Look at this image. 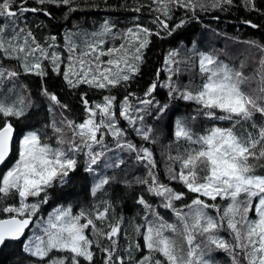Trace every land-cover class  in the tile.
Instances as JSON below:
<instances>
[{"label":"snow or ice","instance_id":"obj_1","mask_svg":"<svg viewBox=\"0 0 264 264\" xmlns=\"http://www.w3.org/2000/svg\"><path fill=\"white\" fill-rule=\"evenodd\" d=\"M36 3L64 6L69 14L79 10L76 0ZM27 4L28 0H0V18L10 21V25L0 24V54L17 61L24 74L43 80L51 71L62 76L70 88L87 85L109 94L94 102L88 99L87 92L82 93L86 114L82 122L65 117L46 126L55 136L54 144L52 137L41 130L29 131L20 140L18 158L0 176V246L21 241L29 226L35 224L38 231H33L24 244V252L36 258L34 264H96V249L105 253L102 264H215L212 253L218 251L228 255L230 264H264V175L255 172L258 165L264 167L260 164L264 161V45L245 42L260 56L254 77L225 64L216 54L197 51L195 45L183 57L180 50H171L165 61L166 81L160 84L157 72V80L146 89L144 98L136 97V105L130 101L135 93H128L118 103L112 90L126 89L139 75L151 37H159L160 32L141 25L115 32L114 25L105 22L99 32L85 35L79 42L66 36L65 57L57 50L55 37L49 38L50 43L41 44L30 30L19 28L17 19L26 12L51 16L45 8ZM153 4L155 7L149 6V10L158 13L153 23L171 35L188 22L181 20L170 27L168 21L177 9L198 19V11L226 10V6H234V0H153ZM242 6L260 11L256 0H242ZM143 7L131 11L139 13ZM116 40L120 41L118 45ZM193 66L198 69L201 82L181 84L182 71ZM243 67L241 62L240 68ZM20 74L0 66V165H5L12 152L13 120L26 118L31 108L23 89L18 90ZM253 82L255 88L251 87ZM158 87L168 89L169 103L155 100L153 94ZM42 94L52 104L67 109L68 105L61 104L46 87ZM176 99L196 106L192 115L176 121L175 154L171 150L167 154L169 179L181 183L186 191L161 183L152 150L127 141L126 131L120 127L125 121L143 141L155 144L156 130L146 117L157 122L164 120L170 102ZM257 114L259 122L255 119ZM201 118L228 121L231 126L213 125L201 134L192 127ZM107 136L115 139L117 148L135 153L137 161L145 164L151 183H138L148 184V192L161 197L162 206L175 216L173 222L165 220L143 196L139 197L137 202L146 215L142 224L133 225V233L142 238L143 245L139 240H130L124 249L127 258L117 254L122 218L110 216L113 205L107 200L101 199L76 213L69 206L56 208L46 219L38 215L42 205L48 203L49 189L70 182L81 155L86 157L84 170L98 176L91 195L106 193L113 177L98 175L97 167L115 169L125 163L122 158L112 160L106 156ZM188 194L195 195L177 207L176 202L185 201ZM254 203L255 218H250ZM101 238L109 242L107 246L102 245ZM145 250L146 254L139 258L134 255Z\"/></svg>","mask_w":264,"mask_h":264},{"label":"trees","instance_id":"obj_2","mask_svg":"<svg viewBox=\"0 0 264 264\" xmlns=\"http://www.w3.org/2000/svg\"><path fill=\"white\" fill-rule=\"evenodd\" d=\"M76 4L79 5V10L69 14L67 7H57L52 4L39 5L36 0H28L27 7H43L51 13V16L45 15L43 12H26L18 17L17 25L19 28L30 30L41 44L50 43L49 38L55 37L57 50L61 51L65 57L68 54L65 47L66 36H71L73 40L79 42L85 35L99 32L105 22L114 25L113 31L115 32L126 31L135 25L147 27L153 32H160L159 37L155 35L151 37V43L144 52V63L140 67L139 75L129 82L126 89L112 90L111 94L117 97L118 103L128 93H135V97H130V101L136 105V97L144 98L146 89L157 80V72H159V82L163 84L168 77L165 61L169 52L174 49L180 50L183 57L190 53L195 45L197 51L218 55L221 61L230 67L243 71L245 76L254 77L259 67V53L245 42L254 41L256 44L264 45V0H256V7L260 10L259 12L246 10L242 6V0H234V6H226V10L198 11V19H191L190 13L186 15L183 10L177 9L172 15V19L168 21L170 27H174L181 20L186 19L188 22L182 28L176 29L171 35H168L157 23H153L158 15V13L149 10V6L155 7L153 0H106V2L105 0H76ZM140 5L144 6L141 12L131 11L132 8ZM161 19L164 18L161 17ZM245 21H250L251 24L258 25V27L253 28L251 24H247ZM0 24L10 25V21L0 18ZM115 43L118 45L120 41L116 40ZM0 62H2L0 66L4 68L21 72L17 81L18 90L22 88L31 103L26 118L13 120V125L16 128V140L10 160L0 170V176H2L18 158L19 142L27 132L44 131L52 137L51 142L54 144L55 136L51 128L46 127L47 125H50L53 120L59 123L65 117L76 123L82 122L86 118L84 106L81 103L82 93L87 92L88 99L94 102L101 101L103 95L109 93L106 90L89 89L87 85H81L76 89L70 88L62 76L51 71L43 80L35 75L24 74L17 61L3 57L2 54H0ZM241 62L244 63L242 69L240 68ZM190 81L193 84L200 83L198 69L195 66L185 67L179 76L181 84L187 85ZM256 86L255 82L251 84L253 88ZM43 87H46L49 92L55 93L61 104L68 105L67 109L52 104L42 94ZM153 95L156 101L169 103L167 88L158 87ZM195 107L194 104L176 99L170 102L169 113L164 120L157 122L151 117H146V122L152 124L156 130L155 144L143 141L129 127L127 122L121 121L120 124V127L126 131L125 139L127 141L132 142L138 148L148 147L152 150L156 160L155 172L158 180L176 191L186 190L178 181L169 179L166 167L169 163L167 154L170 150L173 155L175 154L173 132L176 121L188 118L193 114ZM255 119L260 121L259 114ZM213 125L225 128L231 126L228 121H211L201 118L195 121L192 127L202 134L205 129ZM105 143L107 144L105 152L108 158L112 160L122 158L125 161L124 164L115 169H106L102 165L97 167L98 175L107 174L113 177L112 182L106 186V193H97L96 197L91 195V188L98 176L94 177L93 174L84 170L86 157L81 155L76 172L70 174V182L49 189L48 203L42 205L38 215L46 219L56 208L69 206L76 213L82 208H91L98 204L101 199L107 200L113 205V212L110 216L122 218L119 238L120 250L117 254L127 258V252L124 249L128 247L130 240H139L143 245L142 238L134 236L133 233V225L142 224L146 215L144 207L137 202L139 197L143 196L165 220L173 222L175 216L170 209L162 206L161 197L153 196L148 192V184L138 183L139 180H148L151 183V178L148 175V168L145 167L144 163L137 161L135 153L117 148L116 141L111 136L105 137ZM170 145H172L171 149L169 148ZM260 164H264V161H261ZM175 167L178 171L179 164L177 163ZM255 172L257 175H264V167L258 165ZM193 195L195 194H188L185 201L176 202V206L180 207L182 203L190 202ZM217 202H220L219 199ZM254 209L255 203L253 204V211L249 213L250 218H255ZM34 226L35 224L32 227ZM221 234L225 235L224 233ZM101 243L103 246H107L109 242L101 238ZM143 254H146V250L134 255L139 258ZM104 257L105 253L96 249V264H102ZM212 258L215 260V264H230L228 255L222 251L213 252ZM35 260L36 258L30 257L24 252L23 241L9 242L7 247L3 246L0 249V264H34Z\"/></svg>","mask_w":264,"mask_h":264},{"label":"water","instance_id":"obj_3","mask_svg":"<svg viewBox=\"0 0 264 264\" xmlns=\"http://www.w3.org/2000/svg\"><path fill=\"white\" fill-rule=\"evenodd\" d=\"M14 128H15V127H14ZM15 140H16V128H15V132H14V135H13L12 152H11V154H10L8 160L5 162V164L10 160V158H11V156H12V153H13V145H14ZM4 166H5V165H0V170H1ZM32 226H33V225H30V226H29V230H26V236H27V234H28V232L30 231V229H31ZM26 236H25L24 238H22L21 241H23V240L26 238ZM14 242H19V241H14ZM2 247H3V246H0V249H1Z\"/></svg>","mask_w":264,"mask_h":264},{"label":"rangeland","instance_id":"obj_4","mask_svg":"<svg viewBox=\"0 0 264 264\" xmlns=\"http://www.w3.org/2000/svg\"><path fill=\"white\" fill-rule=\"evenodd\" d=\"M30 231H31V232H30ZM30 231H29L30 233L26 236V238H25L24 241H23V246H24L25 243H27V237L32 236L33 231H38V229L36 228V225H35L34 227H31Z\"/></svg>","mask_w":264,"mask_h":264},{"label":"bare ground","instance_id":"obj_5","mask_svg":"<svg viewBox=\"0 0 264 264\" xmlns=\"http://www.w3.org/2000/svg\"><path fill=\"white\" fill-rule=\"evenodd\" d=\"M201 82V81H200ZM221 125V124H220ZM229 125V124H228Z\"/></svg>","mask_w":264,"mask_h":264}]
</instances>
